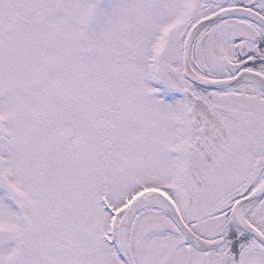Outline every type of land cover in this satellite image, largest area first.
Instances as JSON below:
<instances>
[{
    "label": "snow or ice",
    "instance_id": "snow-or-ice-1",
    "mask_svg": "<svg viewBox=\"0 0 264 264\" xmlns=\"http://www.w3.org/2000/svg\"><path fill=\"white\" fill-rule=\"evenodd\" d=\"M0 264H264V0H0Z\"/></svg>",
    "mask_w": 264,
    "mask_h": 264
}]
</instances>
